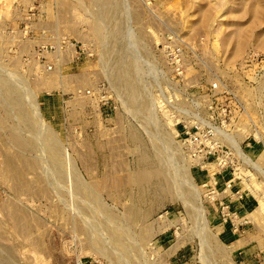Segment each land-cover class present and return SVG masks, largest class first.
<instances>
[{"label": "rangeland", "instance_id": "374dc122", "mask_svg": "<svg viewBox=\"0 0 264 264\" xmlns=\"http://www.w3.org/2000/svg\"><path fill=\"white\" fill-rule=\"evenodd\" d=\"M0 264H264V0H0Z\"/></svg>", "mask_w": 264, "mask_h": 264}, {"label": "bare ground", "instance_id": "6f19581e", "mask_svg": "<svg viewBox=\"0 0 264 264\" xmlns=\"http://www.w3.org/2000/svg\"><path fill=\"white\" fill-rule=\"evenodd\" d=\"M10 88V87H9ZM13 88V87H12ZM11 91V90H10ZM30 91V90H29ZM12 93V92H11ZM19 94V93H18ZM32 96V95H31ZM32 99V98H31ZM19 106V105H18ZM24 141V140H23ZM40 142V141H39ZM50 142V141H49ZM50 156V155H49ZM53 158V157H52ZM57 162V161H56ZM57 167V166H56ZM61 178V177H60ZM75 188V187H74ZM72 190V189H71Z\"/></svg>", "mask_w": 264, "mask_h": 264}]
</instances>
